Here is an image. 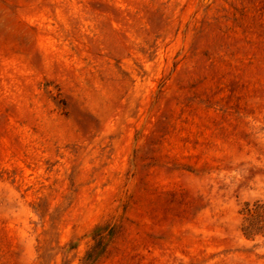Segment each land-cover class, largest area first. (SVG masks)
<instances>
[{
  "label": "rangeland",
  "instance_id": "1",
  "mask_svg": "<svg viewBox=\"0 0 264 264\" xmlns=\"http://www.w3.org/2000/svg\"><path fill=\"white\" fill-rule=\"evenodd\" d=\"M0 264H264V0H0Z\"/></svg>",
  "mask_w": 264,
  "mask_h": 264
}]
</instances>
